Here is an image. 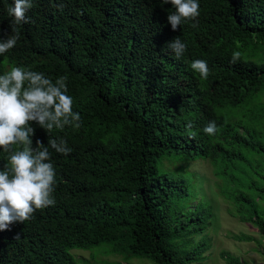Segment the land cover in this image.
<instances>
[{
	"label": "trees",
	"instance_id": "obj_1",
	"mask_svg": "<svg viewBox=\"0 0 264 264\" xmlns=\"http://www.w3.org/2000/svg\"><path fill=\"white\" fill-rule=\"evenodd\" d=\"M198 3V26L172 31L175 8L161 0H33L16 46L0 55V75L19 66L53 81L67 76L81 127L48 134L33 123L34 147L61 137L72 151L49 148L56 203L0 231V264H77L71 249L105 243L156 264H198L206 243L187 249V237L205 230L211 207L190 205L186 182L158 169L171 155L209 160L216 176L238 186L223 192L247 206L243 219L264 234V215L246 192L264 201V166L251 165L254 155L264 160V0ZM11 6L0 0V39L14 34ZM176 37L187 46L179 59L169 48ZM235 51L241 58L231 63ZM194 60L207 62L206 80ZM241 107L246 121L231 120ZM210 121L220 129L214 136L203 131ZM9 155L0 149V170ZM237 169L249 180H237Z\"/></svg>",
	"mask_w": 264,
	"mask_h": 264
},
{
	"label": "clouds",
	"instance_id": "obj_2",
	"mask_svg": "<svg viewBox=\"0 0 264 264\" xmlns=\"http://www.w3.org/2000/svg\"><path fill=\"white\" fill-rule=\"evenodd\" d=\"M171 4L175 12L167 16L172 31L181 24L193 21L198 26L200 5L198 0H161ZM33 7V0H13L8 15L12 17L13 35L0 39V55L13 49L20 39L18 25L29 23L26 13ZM169 48L179 59L186 51V44L179 37L169 43ZM241 53L232 54L231 63H236ZM191 69L206 80L210 74L207 62L194 60ZM67 76L55 81L41 72L13 66L0 75V149L10 153L9 163L0 170V231L10 230L14 223L31 220L37 210L55 205L53 196L56 185V171L51 161L49 148L56 153L68 155L72 149L61 137L49 138L47 145L37 139L33 146L35 128L33 123L48 134L52 130H63L66 126L81 127V115L73 111V99L68 95ZM192 124L186 125L190 137H195ZM219 127L210 121L204 133L214 136ZM13 146H18L14 148ZM15 238H19V234Z\"/></svg>",
	"mask_w": 264,
	"mask_h": 264
},
{
	"label": "rangeland",
	"instance_id": "obj_3",
	"mask_svg": "<svg viewBox=\"0 0 264 264\" xmlns=\"http://www.w3.org/2000/svg\"><path fill=\"white\" fill-rule=\"evenodd\" d=\"M258 101L264 104V90L259 94ZM244 111V107L237 109L235 116L231 115L230 119L239 120L241 118L246 121V118L241 116ZM165 157L162 158L163 161L158 165V169L170 172L186 182L189 197L192 198L189 204L194 205L198 201H205L211 207V215L205 230L187 237V249L193 248L201 241L206 243L207 248L200 255L204 259L199 262L195 261V263L231 264L229 257H232L245 264H264V234L251 220L243 219L249 213L247 206L238 205L233 199L234 194L227 195L223 192H231L238 186L226 183L223 178L216 176L212 164L207 159L197 158L187 161L174 155ZM252 158L251 165L256 166L259 160L262 163L261 166H264V160L259 155H254ZM233 173L242 183L249 180L247 174L241 172L240 169L233 170ZM250 176L258 182L261 181L253 171ZM246 192L257 203L259 213L264 215V201L261 197L253 195L250 191ZM70 252L77 264H95L105 261L122 264H156L147 257H126L125 253L113 251L108 243L88 249L73 248Z\"/></svg>",
	"mask_w": 264,
	"mask_h": 264
}]
</instances>
